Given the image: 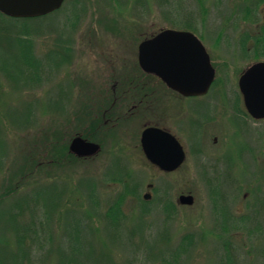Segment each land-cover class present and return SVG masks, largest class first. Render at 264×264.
I'll list each match as a JSON object with an SVG mask.
<instances>
[{
  "label": "rangeland",
  "instance_id": "1",
  "mask_svg": "<svg viewBox=\"0 0 264 264\" xmlns=\"http://www.w3.org/2000/svg\"><path fill=\"white\" fill-rule=\"evenodd\" d=\"M74 1H78L80 5ZM201 1L202 3L198 0H167V4L166 0H67L60 9L61 12L41 25L44 33L36 40V50L41 57H45L52 49L60 35L63 39L70 40L66 47L70 48L71 62H64L54 68L52 80L36 90V96L45 99L44 104L47 105L43 109L39 107L35 112L40 122L37 127L40 138L62 131V143L67 144L69 150L76 137V126H66L68 117L72 118L81 111L90 112L92 118L104 115L113 103L108 97L114 92L115 84L118 94L132 92L136 83L129 88V84L121 77L140 76L136 67L138 46L145 40L144 36L171 28L166 18L170 16V12L175 10L176 13L183 9L181 15L173 12L171 17L178 23L190 21L195 26L198 31L196 34L203 37L202 40L218 66L217 80L212 87L210 100L186 99L182 107L188 113L183 115L182 109L177 107L179 104L176 97L165 94L170 101L167 103L169 112L167 106L166 110L164 107L167 97L163 102L158 97L156 106L151 108L155 109V117L150 109L143 107L141 115H137L138 112L135 111L131 121L119 119L117 124H110L111 134L116 133L119 139L106 137L100 153L91 157L93 161L89 164L81 162L73 168L75 182L92 173L101 180L104 174L124 172L127 168L138 185L139 198L128 197L125 205V210L135 221H130L126 226L128 233L133 234L134 244L129 243L125 248L118 247L112 254L114 264H224L225 241L231 243L237 264H264V225L260 229L256 226L264 220V121L255 122L249 118L246 120L236 117V111L232 108L229 109L231 113L225 115L227 108L231 106V96L239 92L240 72L247 66L246 63H238L237 71L232 73V57L236 53L230 46L243 45L241 35L248 27L242 23V10L245 12L246 7L252 6L254 0ZM179 2H182V7L176 6ZM78 16L81 18V25L73 31L68 20L74 21ZM48 26L54 27V30L49 32ZM174 27L185 28L182 25ZM137 33L142 34L139 41ZM258 50L264 54V41L259 42ZM1 75L0 99L7 104L16 106L23 103L21 99L31 100L26 101L29 103L36 98L34 94L29 95L25 91L12 93L8 81ZM144 81L147 80L136 79V82ZM166 92L169 93L167 90ZM225 94L228 101L221 113L225 116L221 120L218 118L219 121L201 124L205 118L218 113L217 108L209 104L212 98L219 99ZM101 97H106L107 100L99 101ZM49 99L56 103L52 110ZM45 109L47 112H42ZM160 112H166L164 115L162 113L164 117L159 116ZM124 113L125 111L118 116L122 117ZM105 114L114 115L109 114V111ZM158 117L160 118L157 119ZM112 119L115 120L116 115ZM112 119L104 117V121H108L107 127ZM157 123L166 129H172L171 133L186 146L187 161L176 172L161 171L149 163L142 152L141 132L148 124ZM206 133L212 135L210 142ZM19 136L25 139L30 137L28 134ZM214 136L220 138V145L217 147L213 145ZM11 140L16 142L17 147L26 144L17 140L15 135ZM15 144L10 150L12 154L17 150ZM113 153L116 155H112ZM53 169L50 167L44 171L42 168L38 179L59 177L62 178L59 185L68 184L70 174ZM121 190L120 184H102L99 193L101 210ZM182 194L194 196V203L180 204ZM66 195L68 196V192ZM146 195H150L151 199L145 200ZM143 201L149 204L144 206ZM167 202L175 204L171 213L164 210ZM79 203L82 210L89 208L84 199ZM258 206L262 213L255 216L253 211ZM144 208L148 210L146 215L143 213ZM222 208H226L234 219L253 216H250L247 225H240L230 237L221 239L218 222L222 218ZM56 222L55 218V240L63 243L66 241L65 221L62 225ZM98 223L101 226L102 221ZM254 226L258 229H253ZM189 236H194V244L186 252H180L177 258H171V250L177 249L180 243L184 244ZM52 262L55 264L54 259Z\"/></svg>",
  "mask_w": 264,
  "mask_h": 264
},
{
  "label": "trees",
  "instance_id": "2",
  "mask_svg": "<svg viewBox=\"0 0 264 264\" xmlns=\"http://www.w3.org/2000/svg\"><path fill=\"white\" fill-rule=\"evenodd\" d=\"M198 1L202 3L201 0ZM74 2L79 4L78 1ZM166 3L169 4L167 0ZM180 4L182 2L176 6L182 7ZM254 4L260 7L264 4V0H254L251 9ZM180 10L176 13L174 10L169 13V17H166L171 28L182 25L185 27L183 29L198 33L190 21L181 24L171 17L173 12L181 15L183 9ZM242 11L244 15L242 23H244L248 6L245 12ZM58 12L61 10L36 18H13L0 12V74L8 81L12 93L25 91L29 95L36 96V90L52 80L54 68L64 62H71L70 48L66 47L70 40L63 39L62 35L55 40V44L45 57H41L36 50V40L44 33L41 25L51 20ZM68 21L73 31L81 25L79 16L74 21L70 19ZM235 26L239 28L236 24ZM48 27L49 32L54 30V27ZM158 32L160 31L144 36V39L151 38ZM137 35H139L137 41L141 40L142 34L137 33ZM241 36V44H245L248 34L243 32ZM261 38L263 39L264 36ZM136 67L137 72L143 75L138 63ZM135 77L125 75L121 79H124V82L130 79L127 84L131 88L133 82L139 79ZM44 100L36 96L33 102L27 103L26 101L31 100L21 99L22 104L12 106L0 99V264H54L53 259L55 264H114L112 258L114 251L118 247H127L129 243L134 244L133 234L128 233L126 226L130 221L131 223L135 221L125 210V205L128 197L139 198L138 185L127 168L124 172L122 170L104 174L101 180L92 173L75 182L73 168L81 162L89 164L93 159L79 158L71 153L67 144L62 143L64 135L62 131L40 138L37 130L40 122L35 112L39 107L43 109L44 105H47L44 104ZM49 100L52 110L56 103ZM42 112H47V109ZM105 113V116L98 115L92 118L90 112L81 111L72 118L68 117L66 126H76L75 136H82L103 145L108 136L119 139L116 133L111 134L112 129H109V126L112 123L107 127L108 123L104 121V117L111 119L114 115ZM19 134H28L30 137L21 138ZM14 135L17 140L20 139L21 143L26 144L17 147L16 142L11 140ZM13 144L16 145L17 150L12 154L10 150ZM114 153L112 155H116ZM50 167L61 170L64 174H70L69 181L74 182L68 181L69 187L68 184L59 185L58 182L62 179L59 177L38 179L40 170L43 168L47 171ZM112 183L120 184L122 190L116 197L108 200L106 207L101 210L100 188L102 184ZM82 199L87 202L89 208L83 210L80 208L79 201ZM147 204L149 202L143 201L144 206ZM174 208V203L167 202L164 210L171 213ZM147 211L144 208V215ZM221 213L222 218L218 222L219 238L224 239L230 237L240 225H247L250 216L261 215L262 209L258 206L253 211V215L243 216L240 219H234L226 208H222ZM55 218L59 225L65 221L66 241L63 243H57L55 240ZM263 225L264 220L256 224L259 229ZM256 226L253 229H258ZM192 244H194V236L186 237L184 244L180 243L177 249L171 250V258H177L180 252H186ZM224 244L226 251L224 264H237L231 243L225 241Z\"/></svg>",
  "mask_w": 264,
  "mask_h": 264
},
{
  "label": "water",
  "instance_id": "3",
  "mask_svg": "<svg viewBox=\"0 0 264 264\" xmlns=\"http://www.w3.org/2000/svg\"><path fill=\"white\" fill-rule=\"evenodd\" d=\"M65 0H0V12L13 18H34L60 9ZM140 67L163 80L174 91L186 96L206 94L216 75L202 41L192 32L166 29L139 45ZM249 114L264 118V62L249 67L239 81ZM143 152L153 165L173 172L186 159L183 146L170 132L150 127L141 136ZM70 151L78 157H92L101 151L98 143L75 137ZM146 195V199H150ZM179 202L192 205V195H181Z\"/></svg>",
  "mask_w": 264,
  "mask_h": 264
},
{
  "label": "flooded vegetation",
  "instance_id": "4",
  "mask_svg": "<svg viewBox=\"0 0 264 264\" xmlns=\"http://www.w3.org/2000/svg\"><path fill=\"white\" fill-rule=\"evenodd\" d=\"M246 17L247 18L244 22V25H246L248 27L247 29H245V32L248 34V38H247L245 44H243L242 46H237L235 44L230 46V48L234 51V53H236V55H234L232 57L233 62H234V67H233L234 69H232L233 70L232 73H235L237 71L239 64H241V65L243 63L247 64V66L243 67V70L240 72L239 79H240L241 75L244 73V71L247 68H249L251 65H253L254 63L260 62V61H264V54H261L260 51L258 50L259 42L261 43L264 41V38L263 39L261 38L264 36V4H262L260 7H258L257 5L254 4L253 9H251V7H248V12L246 13ZM234 31H235V29H234ZM203 43H204V41H203ZM206 49L210 55L212 65L216 70V78H215V81H216L217 80V74L219 71L218 66L215 63L216 61H215L211 51L207 48V46H206ZM237 52H239V54H237ZM137 63H138V61H137ZM138 66H139V64H138ZM144 74H146V73H144ZM144 74L143 75L139 74L140 76H138L137 78H139L141 80H143L145 78L147 81H144L142 83L134 81L133 84L136 83L135 84L136 86H134L132 88V92H123L121 94H118V92L115 91L117 84L114 85L113 88L115 90L112 94H110V97H108V99L113 101V103L110 106V108L107 110V112L109 111V114L116 115V119L113 120L111 118L112 121L110 120L111 121L110 123L113 124L115 122L117 124V120H119V119L120 120L126 119L125 122L129 121L130 119H132V115L135 114L134 113L135 111L138 112L137 115H141V112L144 109L143 107H146V109H148V110L150 109L152 112V115L155 117V114L153 113V111L155 109H151V108L156 106V102H157L158 97H159L160 101L163 102L164 99L167 97L165 94H167L168 96L169 95L174 96V98L176 97L178 104L180 106L179 107L177 105V107L179 108V110H180V108L182 109V111H183L182 114L184 115V114L188 113V111H186L185 108L182 107L185 104L186 99H200V100L205 99V101H208V99L210 100V98L212 96V93H211L212 87L215 85V82H214V84L210 87V90L206 94L197 95V96H186V95H183L177 91L170 89L166 85V83L163 82L157 76L151 75V74H146V75H144ZM122 80H124V79H122ZM129 80H127V82H125V83H129ZM238 85H239V80H238ZM166 90L169 91V93H167ZM226 95L227 94H225L222 98H219V99L214 97V98H212V101H210L211 103L208 102L209 104H211L212 107L214 106L217 108L216 111L218 110V113L217 114L215 113V116H212L211 118H205V120H203V122H201V124L203 123V125H204L206 121L214 122V121L221 120L225 115L231 113V111L229 110L230 108H232V110H235L236 111L235 114L237 115L236 117H240L241 119L244 118L247 120V118H249L250 120L255 121V122L264 121V119H255L248 113V110H247L246 105H245L244 96H243L242 92L240 91V89H239V92L235 96H231L232 97L231 103H230L231 106L229 105L230 107L227 108L226 114L223 116L221 114L222 109L227 105L226 101H228ZM104 99L107 100L106 97ZM104 99L101 97L99 99V101L104 102ZM168 102H170V101L168 100V97H167V102H164L165 110H166V106H167V112H169V110H170L168 108V106H169L167 104ZM100 104H102V103H100ZM102 106H104V105H102ZM128 106H129V108H128ZM243 107L245 110H243ZM123 111H125L124 116L120 117L122 115L121 113ZM129 112H131V113H129ZM162 113L164 115L166 112H162ZM162 113L160 112L159 116H161ZM119 114H120V116H118ZM163 115L161 117H164ZM183 115L181 117H183ZM159 118L160 117H158L157 119H159ZM218 118H219V120H218ZM106 123H108L107 120H106ZM161 126L162 125H160V123H157L155 125L148 124L143 129V131L141 132L140 140H141V136H142V133L144 132V130H146L147 128H150V127L160 128V129H163V130L171 133L170 130H172V129H166L163 126L162 127ZM208 133H206V137L208 138V141H209V139L212 138V135H208ZM213 133H215V132H213ZM259 134H260V132H259ZM219 139L220 138L218 136H214V139H213V145L214 146L217 147L218 144L220 145ZM177 140L180 142V144L184 148V151L186 153V160L174 172L179 170L186 163L187 158H188L186 146L178 138H177ZM213 148H215V147H213ZM199 153L202 154V151H199Z\"/></svg>",
  "mask_w": 264,
  "mask_h": 264
}]
</instances>
